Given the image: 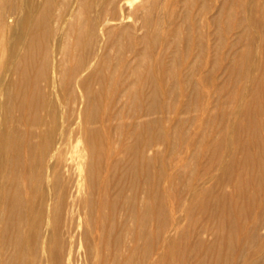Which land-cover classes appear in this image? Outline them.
Instances as JSON below:
<instances>
[{
  "label": "bare ground",
  "instance_id": "6f19581e",
  "mask_svg": "<svg viewBox=\"0 0 264 264\" xmlns=\"http://www.w3.org/2000/svg\"><path fill=\"white\" fill-rule=\"evenodd\" d=\"M197 1L0 0V264H48L29 258L43 248L31 240L45 236L52 264H71L76 245L60 253L63 231L45 230L48 219H62L60 205L72 219L83 211L85 235L101 241L91 228L100 213L94 191L81 197L87 186L102 195L100 206L116 212L123 204L125 230L130 222L141 229L157 224L165 240L151 257L186 222L191 235L204 241L213 233L214 246H227V264H264L262 7L259 0H210L205 11H195ZM245 5L249 14L234 18ZM68 111L70 124L61 132ZM115 119L118 138L107 129ZM43 138L50 154L38 170L28 156ZM82 140L77 157L73 148ZM15 159L17 175L7 172ZM4 206L11 220L3 229ZM68 230L73 238L75 229ZM137 238L127 241L131 258ZM106 252L98 264L110 263Z\"/></svg>",
  "mask_w": 264,
  "mask_h": 264
},
{
  "label": "rangeland",
  "instance_id": "374dc122",
  "mask_svg": "<svg viewBox=\"0 0 264 264\" xmlns=\"http://www.w3.org/2000/svg\"><path fill=\"white\" fill-rule=\"evenodd\" d=\"M259 2H260V6L262 7L261 8V15H263V19H264V0H259ZM207 4H210V0H198L196 3H195V6L196 7H194L195 8V11H199V10H204L205 8H207L206 7V5ZM232 6H236V5H232ZM245 7V9L243 10V8ZM237 9H239V10H237ZM237 9H235V13L236 14H234L233 13V15L235 16L236 15V17H234V18H236V19H241V18H243L244 16H246V15H248L249 14V10H247L246 11V9H248L247 8V6L245 5V6H240V8H239V6L237 7ZM241 9H242V11H241ZM237 10V11H236ZM205 11V10H204ZM240 12V13H239ZM244 12H247L246 13V15H245V13ZM210 15V14H209ZM238 16V17H237ZM239 21V20H238ZM128 51V52H127ZM125 53H126V55L128 56V57H131L132 56V52L130 51V49H128V48H126L125 49V51H124ZM131 53V54H130ZM211 65H209V68L211 69V67L213 68V63H210ZM211 66V67H210ZM121 101V100H120ZM119 104V105H118ZM117 105H118V107L120 108V107H122L123 106V103L122 102H119V100H117ZM66 110V109H65ZM65 112H67V111H65ZM65 115H67V116H65ZM62 117L63 118H65V119H63L62 118V120H61V122H60V127L59 128H61L60 129V131L61 132H63V131H66L67 129H68V127H69V118H71V115L69 114V111H68V113H66V114H64V116L62 115ZM66 119H68V120H66ZM65 120V121H64ZM63 121H64V123H63ZM67 121V122H66ZM69 123V124H68ZM113 123V125L111 124V126H108V130L110 131V132H112L114 135H115V137L116 138H118V132H117V129L118 128H116V127H118L119 126V124H118V121H116V119L112 122ZM115 123H117V124H115ZM68 125V126H67ZM113 126V127H112ZM110 127H111V129L112 130H110ZM114 128H116V129H114ZM64 129V130H63ZM66 129V130H65ZM106 128H105V133L107 132L106 130H107ZM114 130H115V132H114ZM104 131V130H103ZM83 141V142H82ZM82 141H80L79 143H77L76 144V146L73 148L74 149V154L75 155H77V157H79L80 155H82V153H84V151H81V149L83 150L84 148H85V140H82ZM42 142H44V144L42 143ZM84 143V144H83ZM83 144V145H82ZM42 145V146H41ZM45 146V148H42V147H44ZM24 146H22V147H19L18 148V151H20V150H22L23 151V148ZM35 147L37 148H35L34 149V151H33V153H32V156H28V157H30L29 158V160H31V162H30V165L33 163V165L32 166H34L35 168H37L38 170L41 168V166H42V158H45V156H49V152L50 151H47V153H45V149H46V140H45V138H43V139H41L40 140V142H38L36 145H35ZM39 147H40V149H39ZM42 148V149H41ZM79 148H81L80 149V153H79V151H78V149ZM39 149V150H38ZM44 149V150H43ZM120 148H118V151L120 152L121 150H119ZM35 150H37V151H35ZM77 150V151H76ZM39 151H40V153H39ZM77 152L79 153V154H77ZM43 153L45 154V155H43ZM23 154H25V153H23ZM91 154V153H90ZM34 156V158H32ZM91 156V155H90ZM42 157V158H41ZM38 158V159H37ZM88 159L89 158H85V162L86 161H88ZM33 160H34V162H33ZM36 160V161H35ZM40 160V161H39ZM44 160V159H43ZM16 161H18L17 159H15V161H11L10 163H9V165L7 166V172H10V174H15L16 173V175L19 173L18 171L19 170H21V167L19 166V162H16ZM38 163V164H37ZM36 164V165H35ZM14 165V166H13ZM9 166H10V168H9ZM16 166H17V168H16ZM19 166V167H18ZM15 168L16 169H18L17 170V172H15L16 170H15ZM27 178V177H26ZM26 180H28V178L26 179ZM88 185V184H87ZM87 185H84L83 186V189L87 186ZM29 186V185H28ZM39 186V187H38ZM63 187V190H62V187ZM37 187L39 188L38 190H39V192H38V190H37ZM41 185H40V183H39V185H37L36 186V193L35 194H37V197H36V195H35V199H34V202H33V204H34V206H33V213H34V217L37 215V213H38V211H36V210H38L39 209V201H40V197H41V194H42V191H43V189L41 190ZM64 187H65V185H64V183L62 182L61 183V185H60V188H58V190H57V194L59 195V196H61L59 193L61 192V194H63L62 192L64 191ZM86 188H87V191H86ZM84 190H83V193H82V195H81V197H85V196H87L88 194H89V192L90 193H92L93 191V193L92 194H94L95 195V198L97 199L96 200V202L98 203V205H97V207L95 208L96 209V212L98 213V211H100V213H98V214H96L94 217V223H93V226L91 227V228H93L94 229V234H98V233H100L99 235L100 236H102L103 238H105V240L103 239V238H101V241H99L98 240V238H95V236L94 237H90V238H88L86 235H85V232H86V230H87V227L89 226L88 224H87V222H88V216L85 214V217H83L84 216V212L82 211V213L80 212L79 213V215H80V217H79V215H77V214H75V215H77V216H74V218L72 219L71 217H72V215L70 214V211H69V209L67 208V207H63L62 205H60V207H59V210L61 211V212H63V211H65L64 213H62V214H60V211H59V216H60V218L62 217V219L59 221V222H57V223H51V220L50 219H48V221L46 222V229L45 230H49L50 229V231H54L56 234H57V236H58V234H62V231H63V237L61 238V236L59 235V238H57V244H58V247L60 248H58L59 249V251H60V253H62L63 252V250L65 251H67L68 249H69V246L71 245L72 246V244H74V245H76V246H74V247H71L73 250H72V256H71V264H98V262H99V258H100V256H99V252L101 251V249H102V252H103V250H105V252L107 251V249H108V251L106 252V254L107 255H109V257H110V263L109 264H147L148 262L150 263V259H151V264H157V261H158V264H227V262H226V258H227V254H228V249H227V246H214L213 244L215 243V240H216V236L212 233V234H210L209 235V237H207L206 238V240H204V241H202L201 240V237L198 235V234H193V235H191L192 234V232H190L189 230L191 229V228H189V229H187V231H189V232H187V231H185L184 229H185V226H186V228H188L189 226H187L186 225V222L183 224L184 225V229H180L181 231H178V233H176L175 234V236H177V237H175V239H174V242L172 241V243H169L168 244V242L167 241H164V247L162 248L163 250H161V253H157V255H156V253H154V256L153 257H151L152 255H153V253H152V249H154L157 245L156 244H160V243H162L163 242V240H165V239H163V238H161V237H163V234H164V232H160L161 230H160V228L157 226V224H154V225H146V226H144L145 228H147V229H145V228H137V224L134 222V223H131L130 222V229H128V230H125L126 228H125V225L124 224H126L127 222V220H128V217H129V215H127L128 213H126V211H125V207H122V205L123 204H120V205H118V207H117V209H116V212H113V211H115V209L113 208V207H111V206H103V205H101L100 206V203H101V200H102V195L101 194H99L100 192L99 191H97V189H94L95 187H91V188H89V186H87ZM61 189V191H59ZM89 189V190H88ZM114 189V188H113ZM89 191V192H88ZM85 192V193H84ZM115 193V191H113L112 190V194H114ZM83 194H84V196H83ZM87 194V195H86ZM97 194H98V197H97ZM58 196V197H59ZM63 196H64V194H63ZM62 196V197H63ZM101 196V197H100ZM63 198H65V197H63ZM63 198H61V197H59V200L62 202V200H63ZM99 198V199H98ZM39 199V200H38ZM36 200V201H35ZM175 203V198H172V200H171V204H174ZM36 204H38V205H36ZM36 205V206H35ZM37 206H38V208H37ZM62 206V207H61ZM65 206H67V205H65ZM5 207V206H4ZM4 207L3 208H1V209H4ZM104 207V208H103ZM172 208H173V205L171 206ZM67 208V209H66ZM106 208V209H105ZM112 208V209H111ZM99 209V210H98ZM121 209H122V211H121ZM2 211V213H4V215L1 217L2 218V222H1V227H3V229H4V227H6L8 224H9V222H10V218H9V216H10V213H9V209L7 208V207H5V211H3V210H1ZM35 211H36V213H35ZM108 211V212H107ZM119 211H121V214L119 213ZM105 212V213H104ZM117 212L120 214H117ZM7 213V214H6ZM104 213V214H103ZM123 213H125V215L126 216H124V214ZM183 213H184V211H183ZM65 214H67L66 216H67V218H65L64 219V216H65ZM107 216H106V215ZM112 214H114V217L112 216ZM82 216V217H81ZM101 216H102V220H101ZM121 216V217H120ZM75 217H76V220L74 221V219H75ZM77 217H79V218H77ZM97 217V218H96ZM124 219H123V218ZM5 218V219H4ZM9 218V219H8ZM59 218V219H60ZM70 218L73 220V222L72 221H69L70 220ZM103 218H104V220H103ZM114 218V219H113ZM67 219V220H66ZM86 219V220H85ZM112 219V220H111ZM65 220V221H64ZM69 221V222H68ZM83 221V222H82ZM123 221H124V223H123ZM61 222V223H60ZM71 222H72V224H71ZM79 222V223H78ZM85 222H86V224H85ZM96 222V223H95ZM98 222H99V224H100V226L98 225ZM101 222V223H100ZM103 222V223H102ZM48 223H49V225H48ZM75 223V224H74ZM111 223V224H110ZM120 223V224H119ZM63 224V225H62ZM80 224H82L81 226H80ZM85 224V225H84ZM103 224V225H102ZM122 224V225H121ZM134 224V225H133ZM51 225V226H50ZM53 225V226H52ZM67 225H69V226H66ZM75 225H76V227H77V230H76V228H75ZM87 225V226H86ZM95 225V226H94ZM132 226H133V228H135V230L132 228ZM135 226V227H134ZM155 226H157V227H155ZM64 227H66V228H64ZM72 227H74V228H72ZM82 227V228H81ZM84 227H86L85 229H84ZM101 227V228H100ZM104 227V228H103ZM108 227H109V229H108ZM123 229H122V228ZM155 227V228H154ZM111 228H112V230H111ZM150 228H151V230H150ZM182 228V227H181ZM261 228L262 229H264V224H261ZM56 229H58V230H56ZM66 229V230H65ZM68 229H75V231H76V234H74L73 235V238H72V236H67L68 234H67V231H69ZM78 229L80 230V234H79V231H78ZM103 229H105V230H103ZM114 229V230H113ZM158 229L160 230V231H158ZM47 230V231H48ZM97 230V231H96ZM99 230V231H98ZM101 230V231H100ZM125 230V231H124ZM142 230V231H141ZM145 230V231H144ZM151 232H150V231ZM105 231V232H104ZM112 231V232H111ZM122 231H124V232H122ZM144 231V232H143ZM152 231H154V232H152ZM183 231V232H182ZM58 232V233H57ZM101 232H102V235H101ZM110 232V233H109ZM160 232V233H159ZM112 233H113V235H112ZM119 234L120 236H118L117 234ZM124 233V234H123ZM131 233V234H130ZM146 233H148V234H146ZM149 233H150V235H149ZM157 233V234H156ZM158 233L160 234V235H158ZM162 233V234H161ZM191 233V234H190ZM78 234H79V236H78ZM83 234V235H82ZM104 234V235H103ZM105 234H106V236H105ZM108 234V235H107ZM144 234V235H143ZM152 234H153V236H152ZM186 234H187V236L189 235V237H187L186 236ZM76 235V236H75ZM80 235H82L81 236V238L82 239H80L79 237H80ZM109 235H111V236H109ZM130 235V236H129ZM147 235H149L150 237H146ZM179 235H180V237H179ZM185 235V236H184ZM108 236V237H107ZM116 236V237H115ZM140 236H142V237H140ZM148 239V240H150V241H148L145 237ZM157 236V238H155ZM159 236H160V240L158 239L159 238ZM78 237V238H77ZM112 237V238H111ZM121 237V238H120ZM126 238V239H124V238ZM128 237V238H127ZM135 237H140L139 238V242L137 243L138 244V250H137V252H136V254H135V257L134 258H131L130 256H128L127 255V247L129 248V243H130V245L132 244V242L134 241H132V238H134L135 239ZM179 237V238H178ZM184 237V238H183ZM75 238V239H74ZM84 238H85V240H84ZM111 238V239H110ZM137 238V239H138ZM141 238H142V240H141ZM153 239V241H152V239ZM177 238V239H176ZM45 239V240H44ZM90 239H92L91 241H90ZM120 239V240H119ZM131 239V241H129V243L127 242L128 240H130ZM157 239V240H156ZM179 239V240H178ZM62 240V241H61ZM78 240V241H77ZM103 240V241H102ZM111 242H110V241ZM114 240V241H113ZM126 240V241H125ZM146 240H147V242H146ZM181 240V241H180ZM77 241V242H76ZM79 241H81V242H79ZM85 241H87V243L85 242ZM91 243H90V242ZM97 241H98V243L99 244H97ZM108 241V242H107ZM145 241V242H144ZM152 241V242H151ZM178 241V242H177ZM31 242H32V246L34 247L35 245H36V247H37V245H40V244H42V243H40V242H43V244L41 245L43 248L41 249V251L42 250H44L43 251V255L41 254L42 252L41 251H35L33 254L34 255H31L29 258H30V260L31 261H34V259H36V260H38V259H40V257H44V259H45V261H47L48 262V264H52V253H50L49 252V250H47V248H48V244H49V240H48V237L47 236H45V237H43L39 242H34V240H31ZM64 242H68L67 244H68V246L66 245V243H64ZM118 242H120L121 244H124V245H122L121 246V244L120 243H117ZM148 242H149V244H148ZM151 242V243H150ZM177 242V243H176ZM35 243H38V244H35ZM40 243V244H39ZM78 243V244H77ZM106 243V244H105ZM140 243H143V244H140ZM60 244V245H59ZM70 244V245H69ZM89 244V245H88ZM92 244H94V245H92ZM100 244H102V245H100ZM111 244V245H110ZM117 244V245H116ZM120 244V245H119ZM79 245V246H78ZM86 245H87V247H86ZM91 245V246H90ZM100 245V246H99ZM107 245V246H106ZM114 245L115 246H119V247H114ZM126 245H128V246H126ZM140 245H141V247L142 248H140ZM168 245V246H167ZM170 245V246H169ZM172 245V246H171ZM177 245V246H176ZM65 248H64V247ZM67 246V247H66ZM93 246V247H92ZM173 246H174V248H173ZM79 247V248H78ZM89 247V248H88ZM98 247V248H97ZM108 247V248H107ZM169 247H171V253L172 254H170L169 255V258H165V256H166V253H167V250H168V248ZM63 248V249H62ZM90 248L91 249H93V250H90ZM96 248V249H95ZM118 248H119V250H118ZM123 248V251H124V255H125V257H124V255H122L121 254V252H120V250ZM124 248H126V250L124 249ZM146 249V251H145V249ZM90 251H88V250ZM143 249V250H142ZM253 250V249H252ZM48 251V252H47ZM75 251V252H74ZM77 251H78V253H77ZM92 251V252H91ZM93 251H95V252H93ZM115 251H116V253H115ZM140 251V252H139ZM37 252V253H36ZM47 252V253H46ZM110 252V253H109ZM126 252V253H125ZM144 252H146L145 254H144ZM164 253V255H162L163 253ZM36 253V254H35ZM74 253V254H73ZM88 253V254H87ZM114 253L116 254V256H114V257H112L113 255H114ZM143 253V254H142ZM78 255L77 257H76V255ZM219 254H221V256H223L222 257V259H221V261H219L218 262V255ZM79 255H80V257H79ZM98 257H97V256ZM111 255V256H110ZM121 255V256H120ZM127 255V256H126ZM118 256H120L121 257V261H120V257L118 258ZM140 256V257H139ZM39 257V258H38ZM115 257H117V258H115ZM127 257H128V259L130 260H128L127 259ZM130 257V258H129ZM75 258H76V262L74 261L75 260ZM81 258V259H80ZM138 260H137V259ZM148 258V259H147ZM155 258V259H154ZM74 259V260H73ZM97 259V260H96ZM117 259H119L118 260V262H115V261H117ZM125 261H124V260ZM133 259V260H132ZM155 260V262H154V260ZM164 259V260H163ZM166 259V260H165ZM78 260H79V262H78ZM81 260V261H80ZM115 260V261H114ZM142 260V261H141ZM97 261V263H95ZM114 263H113V262ZM124 261V262H123ZM128 261V262H127ZM133 261V262H132ZM137 261V262H136ZM146 262V263H144V262ZM120 262V263H119ZM130 262V263H129ZM141 262V263H140ZM263 263V262H262ZM239 264H243V261L242 260H240L239 261Z\"/></svg>",
  "mask_w": 264,
  "mask_h": 264
}]
</instances>
